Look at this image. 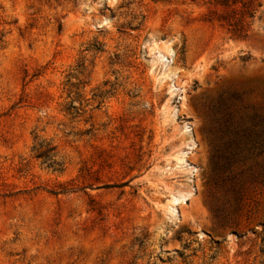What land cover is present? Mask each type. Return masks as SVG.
Wrapping results in <instances>:
<instances>
[{"label":"rangeland","instance_id":"obj_1","mask_svg":"<svg viewBox=\"0 0 264 264\" xmlns=\"http://www.w3.org/2000/svg\"><path fill=\"white\" fill-rule=\"evenodd\" d=\"M0 0V264H264V0Z\"/></svg>","mask_w":264,"mask_h":264},{"label":"trees","instance_id":"obj_2","mask_svg":"<svg viewBox=\"0 0 264 264\" xmlns=\"http://www.w3.org/2000/svg\"><path fill=\"white\" fill-rule=\"evenodd\" d=\"M252 0H216V4L222 7L221 11H212V14L216 15L217 21L221 22L223 25L238 29L237 25V12L239 9L236 8L238 4H241L240 10L244 9L248 11V5Z\"/></svg>","mask_w":264,"mask_h":264}]
</instances>
